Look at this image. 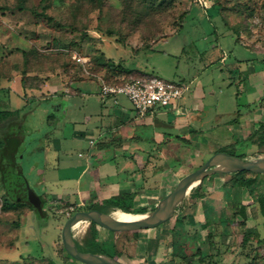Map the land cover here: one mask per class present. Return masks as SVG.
I'll use <instances>...</instances> for the list:
<instances>
[{
  "label": "rangeland",
  "instance_id": "rangeland-1",
  "mask_svg": "<svg viewBox=\"0 0 264 264\" xmlns=\"http://www.w3.org/2000/svg\"><path fill=\"white\" fill-rule=\"evenodd\" d=\"M184 12L187 14L182 22L180 16ZM225 31H230L233 38L242 35V41L250 46L264 47V0H0V83L16 74L20 81L23 79L22 96L47 98L50 89L45 84L50 80H94L98 84V78L103 77L111 82L124 81L130 78L119 75L124 65L106 57V52L121 46L144 49L158 40L153 51L144 49L138 53L134 65L145 73L175 81L179 68L175 51L181 44L196 47L206 59L211 44L216 42L215 35ZM74 54L84 57V61H76ZM236 85L228 90L235 92ZM34 90L40 91L34 94ZM0 98L7 101L4 108H17L24 102L20 95L3 86ZM243 99L240 94L238 100ZM26 111L24 121L31 131L22 130L16 165L24 171L30 188L43 199L44 215L37 216L26 204L6 206L0 178V264H84L62 250L60 232L65 219L73 213L72 207L87 204L74 205L73 197L56 201L42 191L50 186L49 180H57L65 170L51 163L45 166L41 152L32 150L35 142H41L39 134L46 124L41 107ZM5 126V122L0 125V135ZM85 145H74L72 156L76 158L77 151ZM208 156L181 160L179 172L185 174L195 169ZM4 161L7 165L9 160ZM234 177L235 172H228L203 178L188 190L181 207L188 217L196 215L195 233L200 242H212L219 255L234 254L224 264H264V243L256 240L258 236L264 237L263 218L252 231L254 237L241 245L244 232L249 230L236 213L240 202L236 198L244 187L233 184ZM256 185L264 191V174L256 175ZM53 189L60 191L61 184L57 182ZM217 194L219 199L211 197ZM213 201L217 202L216 207ZM94 203L109 210L100 201ZM153 207L145 209L150 211ZM127 212L135 213L133 209ZM181 217L174 211L164 223L139 231H111L97 224L94 227L99 243L123 263L136 264L137 259L143 258L141 243L149 250L157 249L164 260L174 261L185 253L176 246V239L168 236L173 234L171 224ZM90 225L83 221L73 227L77 241L83 242L89 236ZM172 243L176 248L170 250ZM176 260V264H184Z\"/></svg>",
  "mask_w": 264,
  "mask_h": 264
},
{
  "label": "crops",
  "instance_id": "crops-1",
  "mask_svg": "<svg viewBox=\"0 0 264 264\" xmlns=\"http://www.w3.org/2000/svg\"><path fill=\"white\" fill-rule=\"evenodd\" d=\"M158 41L144 49L153 51ZM215 41L206 59L196 47L181 44L175 51L179 57L175 81L184 87L181 97L176 103L155 108L143 116L134 111L124 96H117L116 101L101 96L94 80H50L45 84L50 89L47 98L24 97L20 78L14 74L0 83V87L20 95L24 102L20 107L8 108L20 109V112L6 122L2 135L11 134L8 147L18 149L23 140L22 130L23 133L31 131V126L24 121L26 110L41 107L46 128L39 134L41 142L34 141L32 150L41 152L45 166L51 163L65 170L57 180H49L50 186L42 189L45 194L56 201L73 197L72 203L80 205L104 203L116 194L131 192L134 193L131 208L135 212L155 206L170 190L173 180L184 174L178 166L183 159L208 156L221 148L233 149L245 158L264 156V47L244 43L242 35L233 38L230 31L215 35ZM144 49L121 46L105 54L124 65L119 71L121 77L152 75L133 62ZM236 83L235 92L228 90ZM39 91L34 90V94ZM240 94L244 101L238 100ZM6 102L0 98L2 107ZM81 142L86 145L74 158L72 147ZM0 156L3 181L6 158L1 145ZM27 182L29 185L28 179ZM57 182L61 184L60 191L53 189ZM239 195L236 213L240 204H249L245 226L254 231L264 215L260 214L257 204H252L246 188ZM211 197L219 199L220 196ZM212 203L217 206L216 201ZM185 210L180 207L177 211L181 220L171 224L173 234L168 236L175 238L176 246L185 253L176 259L184 264H198L200 256L215 253L214 264L230 261L233 253L219 255L212 242L199 241L195 233L196 215L188 217ZM174 244L170 250L176 248ZM141 247L143 258L137 259L136 264H176L178 261L164 260L157 249L149 250L144 243ZM192 248L194 252L188 253Z\"/></svg>",
  "mask_w": 264,
  "mask_h": 264
},
{
  "label": "water",
  "instance_id": "water-1",
  "mask_svg": "<svg viewBox=\"0 0 264 264\" xmlns=\"http://www.w3.org/2000/svg\"><path fill=\"white\" fill-rule=\"evenodd\" d=\"M249 171L256 174H264V157L241 158L237 154L217 150L210 154L205 161L195 169L183 174L175 182L174 186L160 198L155 206L143 212V216L124 220L101 210L82 209L76 210L69 215L61 228L60 239L64 251L73 259L84 264H126L116 257L104 253H93L77 249L72 229L79 222H93L111 231H139L151 229L164 223L174 215V211L185 197L188 190L203 178L213 174H224L228 172ZM4 173V170H3ZM8 195L17 201L28 200L37 216H43L44 210L41 199L35 191L27 190L25 193L14 189L5 177L3 178Z\"/></svg>",
  "mask_w": 264,
  "mask_h": 264
},
{
  "label": "trees",
  "instance_id": "trees-1",
  "mask_svg": "<svg viewBox=\"0 0 264 264\" xmlns=\"http://www.w3.org/2000/svg\"><path fill=\"white\" fill-rule=\"evenodd\" d=\"M185 13L187 14V12H184V14H182L180 16V20L182 22L184 20V15H186ZM181 25H180V27H181ZM130 72L131 71H127L126 73H130ZM113 82H116V81H113ZM119 82H121V81H119ZM21 84L23 85L22 77H21ZM27 86L30 88H34V87H31L30 84H27ZM41 86H42V84L39 82L38 87H41ZM19 112H20V109H8L6 107L5 108L2 107V104H0V125L4 122L6 123L10 120H13L16 116H18ZM11 141H12V135L11 134H6V135L1 134L0 135V142L2 143L1 146H3L5 158L9 160L6 167L3 169L4 170V177L8 181L10 180V183L12 184L14 189L16 188V190H18L19 192L25 193L27 190L34 191L28 185L27 178L23 174L21 168H19L16 165V161H17V157H18V149L15 148L12 151H9L8 146L11 144ZM219 150L226 151L230 154H236L233 149L221 148ZM8 152H10V153H8ZM239 156L241 158H245L243 155H239ZM256 175H257L256 173L249 172V171H237V172H235V177H234L235 179L233 181V184L243 186L244 188H246L248 194L253 199L252 204L256 203L258 208H259L260 214L264 215V191H262L256 185ZM4 190H5L4 204L6 206L15 205V204H26L30 208H33L28 200H24V201L13 200L8 195L6 188H5V185H4ZM133 196H134V193L126 192V193L116 194L113 197H111L110 199L105 200L104 205L109 209L108 211L103 210L99 207H96L95 203H88L86 205V207H72V210H73L72 212H74L76 210L92 209V208H95V209H98V210H101V211L107 212V213H111L113 210L115 211L118 209L128 211V210L132 209L131 207L133 205ZM43 203L44 202L41 199V205L42 206H43ZM248 205L249 204H240L239 210L237 212L238 215L241 217L240 223L244 224V225L246 223V207ZM180 207H181V202L179 203V205L177 206L175 211H178L180 209ZM138 212L139 213L146 212V209L144 208V209L138 210L135 213H138ZM90 223H91V225H90L89 236L84 238L83 242L77 241L75 239V237L73 236V239H74V242H75L77 249L80 251H89V252H93V253H104V254L110 255L112 257H115V255L111 251L107 250L105 247L102 246V244L99 243V241L97 240V237H96V229L94 227L95 223H93V222H90ZM72 235H73V233H72ZM254 235L255 234L252 231L244 232L241 245L243 246V245L247 244L254 237ZM256 240L264 243V237L258 236L256 238ZM61 248L64 251L62 246H61ZM199 251H200L199 248H197V253H199ZM214 254L211 253V254H208L206 256H200L198 264H214V261H213ZM187 264H191V263H187Z\"/></svg>",
  "mask_w": 264,
  "mask_h": 264
},
{
  "label": "built area",
  "instance_id": "built-area-1",
  "mask_svg": "<svg viewBox=\"0 0 264 264\" xmlns=\"http://www.w3.org/2000/svg\"><path fill=\"white\" fill-rule=\"evenodd\" d=\"M73 57L78 62L84 61L82 56L74 54ZM98 79V91L101 96L111 97L114 101L117 96L126 97L140 116L152 112L155 108L176 103L184 90L180 82L153 74L138 75L121 82H111L103 77Z\"/></svg>",
  "mask_w": 264,
  "mask_h": 264
},
{
  "label": "bare ground",
  "instance_id": "bare-ground-1",
  "mask_svg": "<svg viewBox=\"0 0 264 264\" xmlns=\"http://www.w3.org/2000/svg\"><path fill=\"white\" fill-rule=\"evenodd\" d=\"M197 184V183H196ZM195 188V187H194ZM113 215L116 216L119 219H124V220H129V219H134V218H138L143 216V213H131V212H127L126 210H115L113 212ZM80 223V222H79ZM79 223H77L76 225H78ZM90 223V222H89ZM75 225V226H76ZM89 225V224H88ZM88 230V229H87ZM87 232V231H86Z\"/></svg>",
  "mask_w": 264,
  "mask_h": 264
}]
</instances>
